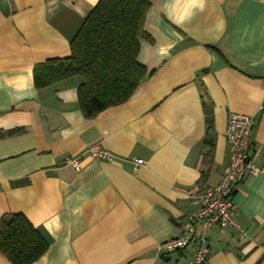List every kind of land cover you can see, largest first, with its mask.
<instances>
[{"label": "crops", "instance_id": "0c3cea01", "mask_svg": "<svg viewBox=\"0 0 264 264\" xmlns=\"http://www.w3.org/2000/svg\"><path fill=\"white\" fill-rule=\"evenodd\" d=\"M99 1L0 0V225L23 214L47 236L33 264H190L194 244L160 247L181 235L190 196L221 181L236 112L257 121L263 172L233 194L246 238L212 227L207 264H264V0H152V42L138 57L146 78L126 103L88 119L79 77L38 88L35 69L71 56ZM97 143L115 160L65 165ZM0 264L12 263L0 252Z\"/></svg>", "mask_w": 264, "mask_h": 264}, {"label": "trees", "instance_id": "16d2710c", "mask_svg": "<svg viewBox=\"0 0 264 264\" xmlns=\"http://www.w3.org/2000/svg\"><path fill=\"white\" fill-rule=\"evenodd\" d=\"M152 0H100L71 41V56L52 59L35 69V84L47 87L79 77V107L88 119L126 103L147 76L138 61ZM16 129L9 134L20 133ZM47 236L23 214L4 215L0 252L12 264H33L48 251Z\"/></svg>", "mask_w": 264, "mask_h": 264}, {"label": "built area", "instance_id": "2783aa9c", "mask_svg": "<svg viewBox=\"0 0 264 264\" xmlns=\"http://www.w3.org/2000/svg\"><path fill=\"white\" fill-rule=\"evenodd\" d=\"M256 125L253 115L236 112L229 114L226 138L231 146L230 163L218 184L196 191L190 196L196 209L185 216L181 235L163 243L161 250L182 251L194 244L195 252L190 264H207L211 254L208 231L212 227L233 230L240 238H246L247 232L236 218L233 194L235 188L245 179L263 172V168L254 158L252 140ZM85 158L114 161L115 155L97 143L78 155L68 157L65 165L80 172ZM144 164V160L136 159L135 169Z\"/></svg>", "mask_w": 264, "mask_h": 264}, {"label": "water", "instance_id": "95a60500", "mask_svg": "<svg viewBox=\"0 0 264 264\" xmlns=\"http://www.w3.org/2000/svg\"><path fill=\"white\" fill-rule=\"evenodd\" d=\"M251 156H253V154Z\"/></svg>", "mask_w": 264, "mask_h": 264}]
</instances>
